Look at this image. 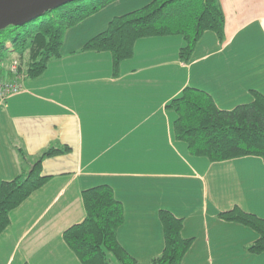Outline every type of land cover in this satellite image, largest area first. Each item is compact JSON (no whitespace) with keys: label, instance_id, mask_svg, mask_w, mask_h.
<instances>
[{"label":"crops","instance_id":"crops-1","mask_svg":"<svg viewBox=\"0 0 264 264\" xmlns=\"http://www.w3.org/2000/svg\"><path fill=\"white\" fill-rule=\"evenodd\" d=\"M152 1L119 0L70 29L61 57L37 79L24 74L23 91L0 103V184L27 175L48 149L70 148L43 161L51 179L10 213L0 264H81L63 234L85 220L82 193L99 186L122 203L118 241L138 264L164 251L162 211L182 219L192 240L182 264H264L248 251L258 234L218 217L238 207L264 219V161L191 156L168 109L186 88L223 111L264 96V0H219L224 40L205 33L187 64L181 37L139 40L116 76L110 53L83 50L115 17Z\"/></svg>","mask_w":264,"mask_h":264},{"label":"trees","instance_id":"trees-1","mask_svg":"<svg viewBox=\"0 0 264 264\" xmlns=\"http://www.w3.org/2000/svg\"><path fill=\"white\" fill-rule=\"evenodd\" d=\"M117 1L78 0L16 27L22 31L17 32L10 45L21 50L18 61L22 76L41 77L48 64L61 57L66 32ZM40 19L39 24H31ZM224 28L225 15L219 0H153L141 9L115 17L104 32L84 45L83 50L110 53L116 76L120 65L133 57L139 40L181 37L185 45L179 57L187 64L205 33L213 32L223 41ZM5 50L8 48L0 36V57ZM4 73L8 75V71ZM253 94L251 104L223 111L206 92L186 88L168 106L176 115L174 138L187 146L191 156L210 163L247 157L264 161V96ZM69 152L68 147H52L42 154L27 175L0 184V236L10 226V213L51 179L43 174V161ZM82 198L85 220L63 234L65 243L80 263L138 264L118 241V230L124 223V207L113 189L109 186L91 188L82 193ZM218 217L255 231L259 238L248 251L253 255L264 254V219L238 207ZM160 219L165 248L151 264H182L192 246V240L182 236L184 222L168 211H162Z\"/></svg>","mask_w":264,"mask_h":264},{"label":"water","instance_id":"water-1","mask_svg":"<svg viewBox=\"0 0 264 264\" xmlns=\"http://www.w3.org/2000/svg\"><path fill=\"white\" fill-rule=\"evenodd\" d=\"M78 0H0V32L13 27H22L43 16Z\"/></svg>","mask_w":264,"mask_h":264},{"label":"built area","instance_id":"built-area-1","mask_svg":"<svg viewBox=\"0 0 264 264\" xmlns=\"http://www.w3.org/2000/svg\"><path fill=\"white\" fill-rule=\"evenodd\" d=\"M19 65L18 60L13 61L7 69L8 79H0V103L7 102L23 91V76L19 71Z\"/></svg>","mask_w":264,"mask_h":264},{"label":"rangeland","instance_id":"rangeland-1","mask_svg":"<svg viewBox=\"0 0 264 264\" xmlns=\"http://www.w3.org/2000/svg\"><path fill=\"white\" fill-rule=\"evenodd\" d=\"M115 4L116 3L112 5H115ZM41 19L31 24H35V23L39 24ZM20 31H22L21 28L17 30L16 27L11 26L0 33V36L2 37V41H4L6 47L8 48V50L3 51V55L0 57V64H4L8 66L7 69L10 68V65L13 61L18 60L20 58L21 50H18V48H13L10 45V42L12 41V39L16 36L17 32H20ZM67 33L68 31L66 32V34ZM65 40H66V35H65L64 41ZM24 69L26 68L24 67Z\"/></svg>","mask_w":264,"mask_h":264}]
</instances>
